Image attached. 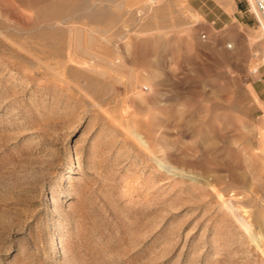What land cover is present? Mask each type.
I'll return each mask as SVG.
<instances>
[{
    "label": "rangeland",
    "instance_id": "rangeland-1",
    "mask_svg": "<svg viewBox=\"0 0 264 264\" xmlns=\"http://www.w3.org/2000/svg\"><path fill=\"white\" fill-rule=\"evenodd\" d=\"M0 264H264L253 3L0 0Z\"/></svg>",
    "mask_w": 264,
    "mask_h": 264
},
{
    "label": "built area",
    "instance_id": "built-area-1",
    "mask_svg": "<svg viewBox=\"0 0 264 264\" xmlns=\"http://www.w3.org/2000/svg\"><path fill=\"white\" fill-rule=\"evenodd\" d=\"M247 1L253 3L255 10L257 12L259 23L264 29V0H247Z\"/></svg>",
    "mask_w": 264,
    "mask_h": 264
},
{
    "label": "bare ground",
    "instance_id": "bare-ground-1",
    "mask_svg": "<svg viewBox=\"0 0 264 264\" xmlns=\"http://www.w3.org/2000/svg\"><path fill=\"white\" fill-rule=\"evenodd\" d=\"M139 139H140V141H141L144 145L147 144L146 141L143 140L140 136H139ZM158 163H159V166H160L161 168H165V167L167 166V164H166L164 161H162V160H159ZM171 170H172V169H171ZM172 171H173V170H172ZM175 171H176V170H175Z\"/></svg>",
    "mask_w": 264,
    "mask_h": 264
}]
</instances>
